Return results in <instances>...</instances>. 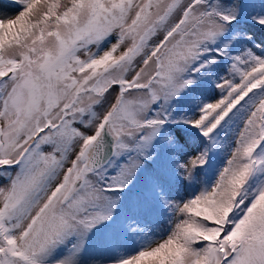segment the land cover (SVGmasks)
Segmentation results:
<instances>
[{
    "label": "snow or ice",
    "instance_id": "6c2138e0",
    "mask_svg": "<svg viewBox=\"0 0 264 264\" xmlns=\"http://www.w3.org/2000/svg\"><path fill=\"white\" fill-rule=\"evenodd\" d=\"M0 264H264V0H0Z\"/></svg>",
    "mask_w": 264,
    "mask_h": 264
}]
</instances>
